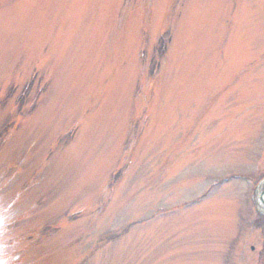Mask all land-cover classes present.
<instances>
[{
	"label": "rangeland",
	"instance_id": "obj_1",
	"mask_svg": "<svg viewBox=\"0 0 264 264\" xmlns=\"http://www.w3.org/2000/svg\"><path fill=\"white\" fill-rule=\"evenodd\" d=\"M264 0H0V264H264Z\"/></svg>",
	"mask_w": 264,
	"mask_h": 264
},
{
	"label": "bare ground",
	"instance_id": "obj_2",
	"mask_svg": "<svg viewBox=\"0 0 264 264\" xmlns=\"http://www.w3.org/2000/svg\"><path fill=\"white\" fill-rule=\"evenodd\" d=\"M263 200H264V198H263Z\"/></svg>",
	"mask_w": 264,
	"mask_h": 264
},
{
	"label": "water",
	"instance_id": "obj_3",
	"mask_svg": "<svg viewBox=\"0 0 264 264\" xmlns=\"http://www.w3.org/2000/svg\"><path fill=\"white\" fill-rule=\"evenodd\" d=\"M264 204V203H263Z\"/></svg>",
	"mask_w": 264,
	"mask_h": 264
}]
</instances>
